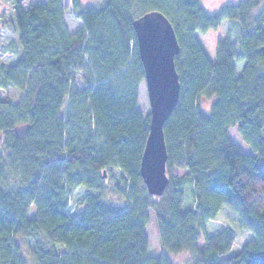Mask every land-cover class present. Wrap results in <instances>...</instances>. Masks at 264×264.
Here are the masks:
<instances>
[{
  "label": "trees",
  "instance_id": "1",
  "mask_svg": "<svg viewBox=\"0 0 264 264\" xmlns=\"http://www.w3.org/2000/svg\"><path fill=\"white\" fill-rule=\"evenodd\" d=\"M62 1L24 9L22 0H2L14 63L0 67V90L19 97L0 96V264H172L169 254L181 252L190 264H264L263 0L215 14L200 0H71L83 25L73 35ZM149 11L169 20L180 46L160 197L147 193L139 172L149 116L136 108L144 73L131 23ZM223 20L238 24L239 42L218 41L209 64L193 33ZM233 128L252 153L231 140ZM114 169L108 188L103 176ZM76 188L86 194L71 216ZM222 207L244 231L236 254L235 234L217 218ZM151 214L161 245L154 257Z\"/></svg>",
  "mask_w": 264,
  "mask_h": 264
},
{
  "label": "water",
  "instance_id": "2",
  "mask_svg": "<svg viewBox=\"0 0 264 264\" xmlns=\"http://www.w3.org/2000/svg\"><path fill=\"white\" fill-rule=\"evenodd\" d=\"M131 25L150 107L139 172L147 193L160 197L169 184L164 125L179 100L180 83L174 59L180 46L172 24L159 11H149L134 19ZM261 51L264 55V46Z\"/></svg>",
  "mask_w": 264,
  "mask_h": 264
},
{
  "label": "rangeland",
  "instance_id": "3",
  "mask_svg": "<svg viewBox=\"0 0 264 264\" xmlns=\"http://www.w3.org/2000/svg\"><path fill=\"white\" fill-rule=\"evenodd\" d=\"M240 1L241 0H200V4L207 14H215L218 13L223 6L235 4ZM42 2H45V0H22V6L24 9H26L32 3ZM101 2L102 0H80V3L83 6H98ZM62 6L65 8L63 15L64 24L68 33L70 35H73L83 27L82 22L73 16L71 0H63ZM261 7H264V0ZM7 19V10L4 7L2 0H0V67L10 66L14 63V56L9 53V49L12 44V35L6 22ZM262 27L264 28V19ZM193 37L197 40V43L202 49L208 63L214 64V62L216 61L217 42L229 40L231 43L238 44L239 27L238 24L235 22L223 20L221 25L217 29L210 30L206 33H193ZM240 68L241 65L238 64L236 66L237 71H240ZM0 96L3 98L8 97L11 100L16 101L19 97V93L17 90L10 88L6 90H0ZM209 104L210 101H207L206 99H201L200 106L202 110L207 111L209 108ZM136 108L142 114L143 118L149 116V100L147 88L144 82L140 83V85L138 86ZM228 134L231 140L240 148L243 153H252L250 148L243 143L235 128L231 129ZM119 172L120 171L118 169H114L106 173L105 179L108 188L111 187V185L117 180ZM183 173L184 170H174V175H176L177 177L181 176ZM85 194L86 190L83 188H76L70 194L68 213L71 216H74L77 210L81 209L80 202ZM34 214L35 211L30 210L28 217H34ZM217 218L222 221L228 228H230L231 231L235 234V244L232 247L231 252L232 254H236L240 249L241 239L244 236V231L240 230L237 226L238 217L235 213L231 212L226 207H222L217 215ZM145 233L148 241V255L153 257L159 255L161 252V245L158 235L157 224L152 214L150 215L149 222L145 227ZM169 257L171 259L172 264L191 263V256L187 252L169 254ZM27 259H30L29 256L27 257Z\"/></svg>",
  "mask_w": 264,
  "mask_h": 264
}]
</instances>
